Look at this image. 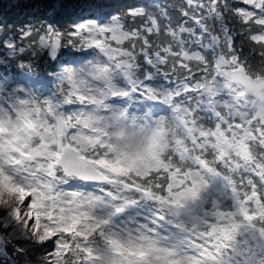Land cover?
I'll return each mask as SVG.
<instances>
[{"label":"snow or ice","instance_id":"obj_1","mask_svg":"<svg viewBox=\"0 0 264 264\" xmlns=\"http://www.w3.org/2000/svg\"><path fill=\"white\" fill-rule=\"evenodd\" d=\"M0 264H264V0H0Z\"/></svg>","mask_w":264,"mask_h":264}]
</instances>
